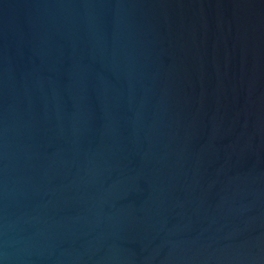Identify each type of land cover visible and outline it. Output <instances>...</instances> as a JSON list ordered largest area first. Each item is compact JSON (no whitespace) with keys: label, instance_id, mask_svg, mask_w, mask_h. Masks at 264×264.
Instances as JSON below:
<instances>
[{"label":"water","instance_id":"95a60500","mask_svg":"<svg viewBox=\"0 0 264 264\" xmlns=\"http://www.w3.org/2000/svg\"><path fill=\"white\" fill-rule=\"evenodd\" d=\"M0 264H264V0H0Z\"/></svg>","mask_w":264,"mask_h":264}]
</instances>
